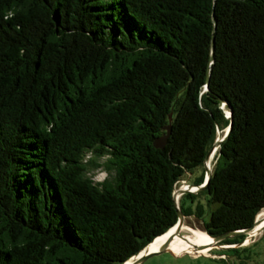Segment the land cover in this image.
Instances as JSON below:
<instances>
[{
    "label": "trees",
    "instance_id": "1",
    "mask_svg": "<svg viewBox=\"0 0 264 264\" xmlns=\"http://www.w3.org/2000/svg\"><path fill=\"white\" fill-rule=\"evenodd\" d=\"M226 110L179 201L212 236L264 208V0H0V264H124Z\"/></svg>",
    "mask_w": 264,
    "mask_h": 264
},
{
    "label": "rangeland",
    "instance_id": "2",
    "mask_svg": "<svg viewBox=\"0 0 264 264\" xmlns=\"http://www.w3.org/2000/svg\"><path fill=\"white\" fill-rule=\"evenodd\" d=\"M222 132L223 134L225 133V131ZM101 173H106L103 168H98L91 171V175L96 181H101L106 176H101L100 179H96V177L100 176ZM201 173L202 168H197L194 171L190 182L193 183L195 178ZM181 185L182 187H185L187 183L180 182L177 187H180ZM198 200H201L204 204L206 209L204 220H208L209 209L206 205V197L203 195L202 197H199ZM195 204L196 202L191 203L190 200L187 199V205L194 206ZM202 222L203 219H199L196 216H186L184 224L194 228L196 227L203 229ZM183 233L188 237L190 230H184ZM139 264H264V230L260 233H257L256 235H253L251 238L248 237L244 239L241 243L221 244L220 242H217L216 245H211L207 252L199 255H192L190 253L176 255L171 251H166L154 254Z\"/></svg>",
    "mask_w": 264,
    "mask_h": 264
},
{
    "label": "water",
    "instance_id": "3",
    "mask_svg": "<svg viewBox=\"0 0 264 264\" xmlns=\"http://www.w3.org/2000/svg\"><path fill=\"white\" fill-rule=\"evenodd\" d=\"M215 22H216V20H215ZM214 50H215V37L213 35V39H212V54L214 53ZM209 75H210V72H209ZM206 88H207V86H206ZM225 104H226V102L223 101V106ZM225 113H226L227 117L231 119V123L225 129V133L224 134H223L222 131H218V137L216 138L215 143L213 144V146L211 147V149L209 150V152L206 155V158H205V161H204L205 171H206L205 179H204V181L201 184L188 183L187 180H182V183H184V182L187 183V187L186 188H182L181 187L182 185H181L180 187H178V188H176L174 190L173 198H174L175 206H176L177 211H178V220L165 233L169 232L172 228L175 227L176 234H180L181 237H183L186 240H189L188 237L184 233H181V231L184 228V223H185L186 216L184 215L183 211L180 208V203H179L180 197L183 194L187 193V192L197 193L199 191L204 190L207 187V185L209 183V180H210V178L212 176V172H213V167L210 166V163H211V161H212V159L214 157L215 151L221 146V143L227 138V136L230 133V130L232 128V120H233L232 110H229V112L228 111H225ZM171 121H172V118L170 116V122ZM166 129L168 130L167 133L165 135L157 138L154 141L155 147H157V148H163L165 146L166 140H167L168 136L171 133V123L168 126H166ZM263 209L257 214V216L255 218V221H254V223L251 226H249L247 228H244V229H239V230H234V231L226 232V233H223V234H220V235H216V236H212L211 235L213 237V239H214V242L217 243V242H220V241H222V240H224L226 238L233 237V236H236V235H241V234H246V237H245V239H246L248 236L251 235V233H253L255 231L256 226L263 221L264 216L261 215L263 213ZM263 230H264V225H262L258 229V233L262 232ZM165 233H163V234H165ZM176 234L174 233V231L172 233H170L169 236H168V238H167V240L161 245V247H160L159 250H155V251H145V249L147 248V246L150 244L149 243L139 253H137L136 255L132 256L131 257V261L128 264H139L142 261H144L146 258H148V257H150V256H152L154 254L161 253V252H166V251H171L168 248L169 242H170V240L172 238L175 237ZM176 255H178V254H176ZM124 264H126V262Z\"/></svg>",
    "mask_w": 264,
    "mask_h": 264
},
{
    "label": "bare ground",
    "instance_id": "4",
    "mask_svg": "<svg viewBox=\"0 0 264 264\" xmlns=\"http://www.w3.org/2000/svg\"><path fill=\"white\" fill-rule=\"evenodd\" d=\"M217 151L218 150L215 151V154H216ZM215 154H214V156H215ZM210 166L212 167V161L210 163ZM186 187H187V185H185V187H182V188H186ZM261 215L264 216V209H263V213ZM262 225H264V219H263V221L260 224H258L256 226L255 231L253 233H251L250 236L253 237V235H256L258 233V229ZM184 230H190V234H188V239L189 240L184 239L183 237L180 236V234H176L175 227H174L169 232L158 236L154 241H152L147 246L145 251L159 250L161 245L167 240L169 234L172 233L173 231H174V233L176 235H175L174 238H172L170 240L168 248L172 252H174L175 254H178V255H182V254H185V253H190L192 255H199V254L207 252L210 249L211 245L212 246L216 245V243L214 242L213 237L211 235H209L203 229L196 228V227L194 228V227H191L189 225L184 224V228L181 231V233H183ZM250 236H248V237H250ZM130 261H131V258L126 261V264H128Z\"/></svg>",
    "mask_w": 264,
    "mask_h": 264
},
{
    "label": "clouds",
    "instance_id": "5",
    "mask_svg": "<svg viewBox=\"0 0 264 264\" xmlns=\"http://www.w3.org/2000/svg\"><path fill=\"white\" fill-rule=\"evenodd\" d=\"M106 175V173H101V175L100 176H98V177H96V179H100L101 178V176H105Z\"/></svg>",
    "mask_w": 264,
    "mask_h": 264
}]
</instances>
